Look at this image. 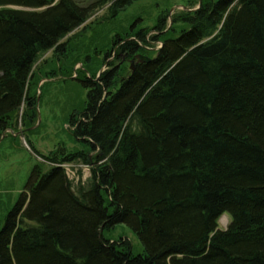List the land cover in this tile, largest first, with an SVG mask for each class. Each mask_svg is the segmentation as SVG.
Returning <instances> with one entry per match:
<instances>
[{"label":"trees","instance_id":"16d2710c","mask_svg":"<svg viewBox=\"0 0 264 264\" xmlns=\"http://www.w3.org/2000/svg\"><path fill=\"white\" fill-rule=\"evenodd\" d=\"M88 11L0 0V138L22 106L35 114L39 54ZM176 22L186 28L167 35L159 18L149 63L79 79L86 102L68 124L87 151L33 165L0 222V264H264V0H203ZM147 33L114 42L124 63L147 54ZM75 160L91 168L76 192L62 168ZM117 225L139 254L102 235Z\"/></svg>","mask_w":264,"mask_h":264},{"label":"rangeland","instance_id":"374dc122","mask_svg":"<svg viewBox=\"0 0 264 264\" xmlns=\"http://www.w3.org/2000/svg\"><path fill=\"white\" fill-rule=\"evenodd\" d=\"M74 1L89 8L87 18L60 40L57 47L39 54L31 69L28 92L35 100L34 116L22 106L10 128L1 134L0 222L17 201L33 165H42L45 170L50 166V159L60 160L63 155L87 151L73 139L68 124L70 115L82 110L86 102L87 90L79 79L97 78L110 69V63L117 70L130 71L138 55L124 63L115 43L131 40L143 29L148 31L146 40L151 47H146L147 54L141 56L150 59L162 46L161 42L150 41L156 35L154 27L159 18L166 20L163 34H176L186 26L173 21L196 11L203 0H133L119 10L114 9L117 0ZM62 168L75 192L88 186L91 168L81 160ZM229 222L228 215H221L217 226L224 230ZM102 235L109 241L127 240L133 255L142 251L137 237L124 226L117 225Z\"/></svg>","mask_w":264,"mask_h":264},{"label":"water","instance_id":"95a60500","mask_svg":"<svg viewBox=\"0 0 264 264\" xmlns=\"http://www.w3.org/2000/svg\"><path fill=\"white\" fill-rule=\"evenodd\" d=\"M135 59L137 60L138 63H149L151 61V59L141 55L136 56ZM130 69L133 70L132 65L130 66Z\"/></svg>","mask_w":264,"mask_h":264},{"label":"bare ground","instance_id":"6f19581e","mask_svg":"<svg viewBox=\"0 0 264 264\" xmlns=\"http://www.w3.org/2000/svg\"><path fill=\"white\" fill-rule=\"evenodd\" d=\"M194 11H195V10H194ZM155 51H156V50H155ZM155 51H154V52H155ZM150 59H151V58H150ZM128 63H129V62H128ZM60 165H61V164H60Z\"/></svg>","mask_w":264,"mask_h":264}]
</instances>
